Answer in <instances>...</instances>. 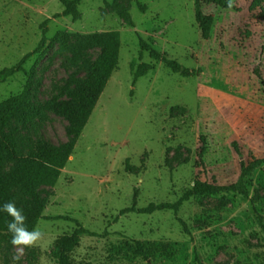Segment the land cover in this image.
<instances>
[{
  "label": "rangeland",
  "instance_id": "374dc122",
  "mask_svg": "<svg viewBox=\"0 0 264 264\" xmlns=\"http://www.w3.org/2000/svg\"><path fill=\"white\" fill-rule=\"evenodd\" d=\"M234 1L241 11L200 4L214 14L204 39L195 0H81L76 17H56L64 10L59 0H0V70L32 51L43 28L47 37L39 61L38 52L24 64L30 75L0 83V100L30 85L31 110L2 131L18 158L40 144L69 141L68 120L54 102L72 98L93 70L102 48L96 36L118 30L121 42L117 67L56 184L34 194L9 191L16 206H39L44 215L36 225L44 241L26 249L19 264H40L42 256L57 264L56 240L74 232L73 219L98 235L79 236L72 264H264V0ZM138 35L151 50L141 51ZM152 55L201 73L181 76ZM141 62L154 68L134 81ZM17 164L4 160L1 176ZM195 181L243 192H200L177 213L118 216L135 189L144 207L177 201ZM13 252L4 245L0 264H12Z\"/></svg>",
  "mask_w": 264,
  "mask_h": 264
},
{
  "label": "trees",
  "instance_id": "16d2710c",
  "mask_svg": "<svg viewBox=\"0 0 264 264\" xmlns=\"http://www.w3.org/2000/svg\"><path fill=\"white\" fill-rule=\"evenodd\" d=\"M64 6V10L57 13L55 16H72L76 17L78 14V5L81 0H59ZM203 2H212L217 6L228 9L225 0H195V19L199 27L203 31L202 37L208 39V32L211 30L214 22L213 13H205L200 8ZM140 11L144 13L145 7L141 4L138 5ZM241 11V6L234 1L232 9ZM120 16L125 20L128 26L134 27L135 23L131 20L126 11L119 12ZM48 19H45L42 26L45 27ZM43 37L38 45L30 52L26 53L15 65L4 67L0 70V83L5 82L8 78L14 76L16 73H25L30 75L32 70L28 71L25 67V62L35 53L39 52L36 60L44 55V47L47 41L45 36V28H43ZM57 34L54 38H56ZM139 45L141 51L151 50V45L147 43L140 35ZM102 44L101 52L94 63L93 70L86 76V78L79 85L74 96L67 100H56L53 104V109L58 114L64 116L68 120L67 134L70 139L65 144L61 145H48L40 144L28 154L18 158L14 151L11 149L10 144L2 138V131L6 124L13 117L19 116L23 111L31 110L30 101V85L26 84L24 88L17 94L11 95L3 100H0V205L6 201H12L9 191L13 187H22L28 193L34 194L43 185H55L62 170L68 163L69 158L73 154L76 141L80 137L85 125L87 124L98 100L104 91L113 71L117 67L120 55V32L112 30L106 32L102 36H96ZM154 54V53H153ZM153 56V55H152ZM153 57L160 58V60L170 68L173 72L180 74L184 77L197 76L201 73L200 68H189L183 66L175 59H170L161 55H154ZM154 68V64L150 62H141L135 69L134 81L138 77L145 76L150 70ZM264 91V79L261 81ZM234 148L241 156L236 143ZM206 150L205 136L201 135V147L199 150V159H202L203 153ZM18 160V164L6 173V177L1 176V168L4 160ZM128 160V159H127ZM242 168V177H245L247 170L245 169L244 160L240 162ZM129 168L130 165L127 164ZM231 189L238 190L236 185H215L206 181H195L194 186L188 189L179 199L175 202L156 203L151 202L144 207L137 206L138 189H135L132 204L124 207L119 211L118 216L127 213L137 214H152L156 211L172 210L177 213L180 206L184 201L189 200L192 196L200 192H209L212 194L219 193L220 191ZM18 207V206H17ZM21 208V207H18ZM26 216V225L29 229L37 225L39 219L44 218L41 207L30 206L21 208ZM56 218H60L57 216ZM118 218V217H117ZM262 218V217H261ZM10 219L5 213L0 212V250L4 245H9L11 236L7 233V221ZM69 220V219H68ZM78 227L71 234H64L59 236L56 240V259L57 264H72V255L75 248L78 246V239L81 234H88L97 236L98 233L90 231L83 227L77 219H73ZM181 224L186 233L190 231L186 223L181 220ZM7 264V263H3Z\"/></svg>",
  "mask_w": 264,
  "mask_h": 264
},
{
  "label": "clouds",
  "instance_id": "9594fccd",
  "mask_svg": "<svg viewBox=\"0 0 264 264\" xmlns=\"http://www.w3.org/2000/svg\"><path fill=\"white\" fill-rule=\"evenodd\" d=\"M226 7L232 9L234 0H225ZM0 212L5 213L10 219L7 223V233L10 234L14 252L12 264H19V261L26 255V249L38 247L45 239V232L34 226L29 229L26 225V216L21 208L16 206L14 201H6L0 205ZM40 264H51L47 256L40 258Z\"/></svg>",
  "mask_w": 264,
  "mask_h": 264
},
{
  "label": "bare ground",
  "instance_id": "6f19581e",
  "mask_svg": "<svg viewBox=\"0 0 264 264\" xmlns=\"http://www.w3.org/2000/svg\"><path fill=\"white\" fill-rule=\"evenodd\" d=\"M72 157V156H71ZM71 157L69 158V160L68 161H70L71 160Z\"/></svg>",
  "mask_w": 264,
  "mask_h": 264
}]
</instances>
